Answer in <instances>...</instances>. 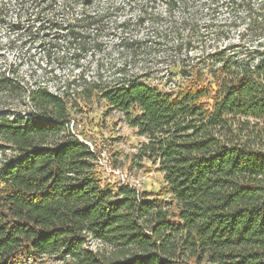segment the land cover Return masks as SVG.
<instances>
[{"label": "trees", "instance_id": "obj_1", "mask_svg": "<svg viewBox=\"0 0 264 264\" xmlns=\"http://www.w3.org/2000/svg\"><path fill=\"white\" fill-rule=\"evenodd\" d=\"M213 58L205 88L90 85L145 139L133 160L158 166V195L102 181L70 89L31 88L28 111L1 115L0 264H264V52Z\"/></svg>", "mask_w": 264, "mask_h": 264}, {"label": "rangeland", "instance_id": "obj_2", "mask_svg": "<svg viewBox=\"0 0 264 264\" xmlns=\"http://www.w3.org/2000/svg\"><path fill=\"white\" fill-rule=\"evenodd\" d=\"M247 1L251 15L228 0H0V116L28 111L31 88L70 89V131L98 155L102 181L158 195V166L133 160L145 139L90 85H213L216 52H264L259 1Z\"/></svg>", "mask_w": 264, "mask_h": 264}]
</instances>
